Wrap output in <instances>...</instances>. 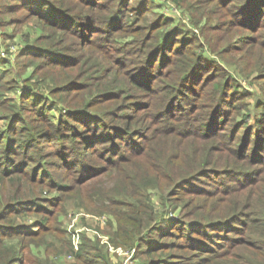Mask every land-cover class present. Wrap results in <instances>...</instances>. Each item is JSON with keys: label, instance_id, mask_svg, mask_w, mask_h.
<instances>
[{"label": "trees", "instance_id": "16d2710c", "mask_svg": "<svg viewBox=\"0 0 264 264\" xmlns=\"http://www.w3.org/2000/svg\"><path fill=\"white\" fill-rule=\"evenodd\" d=\"M172 1L191 15L196 32L178 26L168 32L174 19L157 11L158 0H0L2 22L21 25L35 18L44 30L20 53L27 58L21 69L34 67L24 82L1 68L0 59V91L7 79L21 89L19 98L0 93V119L10 121L8 131L0 130V183H16L14 193L0 199V220L45 215L32 222L35 230L19 231L24 225L0 221V264L31 263L24 243L5 238L46 230L52 212L43 193L73 189L74 196L96 199L114 214L115 244L134 249L139 264H264V109L252 124L247 114L235 122L243 91L205 54L214 47L213 30L238 29L235 42L254 44L264 25V0ZM260 68L256 78L264 79V64ZM47 80L54 85L49 88ZM159 86L167 101L149 113L140 97H152V108ZM180 92L186 101L202 92L203 101L199 97L201 102L185 110L197 117L176 115ZM53 108L65 112L56 116ZM69 142L80 144L76 165ZM107 145V157L95 161L99 169L75 184L56 181L55 170L48 168L42 178L28 174L30 163L15 158L29 146L42 149V159L55 156L56 166L76 170L87 164L85 156L95 159ZM138 159H146L145 168L139 167L145 172L125 174L107 190L100 177ZM23 178L39 184L40 192L23 189ZM151 187L160 193L159 202L151 199ZM179 207L182 214L175 216ZM90 248L81 243L72 252L83 264H104L102 250Z\"/></svg>", "mask_w": 264, "mask_h": 264}, {"label": "rangeland", "instance_id": "374dc122", "mask_svg": "<svg viewBox=\"0 0 264 264\" xmlns=\"http://www.w3.org/2000/svg\"><path fill=\"white\" fill-rule=\"evenodd\" d=\"M158 2L160 6L157 8V11L174 19L170 27H167L168 32L172 31L176 26H178L181 30L183 29L188 32L190 31L191 33L197 31L191 15H189L186 10H180L178 7H176L172 0H158ZM211 6H214V10H218L220 9L221 5L213 3ZM150 17L155 18V15H151ZM2 19L3 18L0 15V59L3 60L1 63V68L3 65V68L8 69L7 71H9L11 75H15V77L18 79L21 78L24 82L25 77H27V79L30 77L28 75H30L31 70L34 67H28L26 70L21 69L22 63L25 62L27 58L20 57V53L22 52L26 42L33 41L36 36L39 33H43L44 30H42L41 25L35 18L21 25H11L9 22L5 24L2 22ZM234 29L235 28H223L217 31L213 30L214 47H211L212 50H208L205 52V54L210 57V59L218 60V62L226 70H228L229 74L234 77L240 87V90L243 91L242 98L236 100L237 105L243 107V109L241 110L240 107L235 108V122H238L243 115L247 114V120L252 124L254 122L253 118L260 114L261 109H264V79L256 78V76L261 73L260 67L264 64V25L260 28H257L255 36V38L257 37V40L251 45H240L238 42H235L241 32L238 33V29ZM176 31L179 32V30ZM248 32H250V30H247V33ZM209 35H212L211 32H209ZM129 39H131V37L124 38L123 41H127ZM201 39L204 40V37ZM174 40L180 39L177 38ZM129 48L134 49L131 46H129ZM226 49L231 50L227 53H224L223 50ZM131 54L128 55L130 56ZM160 60H162L161 57L158 58V61L156 60L154 64L155 70L153 71L156 72L157 65L162 62ZM229 74H227V76ZM7 81L8 82L3 84L4 90H1L2 92L0 91V93H4L5 97L17 96L19 98L21 89H19V86L17 87L18 81L15 87L12 86V81H9L8 79ZM47 83L50 84L49 88L54 85L48 80ZM47 83L40 84V88L46 92H48L49 89ZM11 86L13 87L12 90ZM158 88L161 87L159 86ZM179 91L183 90L179 89ZM154 95L156 96V99L152 108L150 107L153 99L152 97L150 99H148L146 96L140 97L142 104L147 101L145 108L149 110V113L160 110L164 102L167 101L165 89L161 88L158 94L155 93ZM199 97H201V101H203L204 98L202 92H199L198 95L194 94L192 97L189 96V99H187L188 101H186V98H184V95L182 92H180L179 98L175 99V106L177 107L176 115L187 118L197 117L199 113L189 114V116H187V111L185 110L189 109V107L194 102H201ZM184 106H186L185 109L183 108ZM59 107L63 108V105L59 104ZM49 111L50 107L47 108L48 113ZM53 112L56 116H61L65 111H62L61 109V112H59L57 108H53ZM142 113L143 111L141 112L140 117H143ZM63 118L72 123H77V119L74 117ZM67 125L68 124H66V126ZM185 125L186 126L184 129H187L189 126L186 123ZM9 128L10 121H8L7 118H1L0 130L6 132L9 130ZM230 130V127L227 128V131ZM243 133L244 131L239 132V140L242 138ZM231 141L237 142V137ZM68 145L70 149L67 150L70 154L71 161L73 165H76L80 156L78 153L80 151V144H70L69 142ZM38 146L44 147L42 140L39 141ZM107 146L108 148L104 151H98L97 157L95 159L93 158L92 160H88L89 155L85 156L87 159V164L84 163V165L77 168L76 170L56 166L55 164L57 162V158L55 156H48L47 158L42 159L44 156V151L40 149L37 152L29 146L24 150L18 149V154L15 156V158L17 159L18 163L20 160L30 163V166L27 167L28 174L33 175V173H35V176L42 178L44 175L40 176L42 173L41 171L44 173V169L48 168L50 170H55L56 181L67 184H75L76 179H85L89 176L88 174L99 169L100 165L96 164L95 161L98 163L104 161L110 148V145ZM159 146L160 145L154 147L159 148ZM252 150H254V147H252ZM43 160H46V162H43ZM223 164L224 162H221V165ZM141 166L145 168L146 159L132 160L130 163L125 162L119 167L108 169L106 171L107 174L100 177V179L105 177V185L107 186L106 188H108L107 190L111 191L114 190L113 186L116 184V182L119 183L125 178V174L129 173L131 176H133L135 173L138 174L139 172H145L144 168H139ZM81 170L87 171V175L81 173ZM22 182L24 184L23 189H27L28 192H40L39 184H36L30 180H26V178H23ZM12 184L13 185H11L10 182L0 183V199H2L3 196L11 194L13 191H15L16 183L13 182ZM99 184L101 185L102 181L96 183L95 186H98ZM58 193L59 192L56 190H50L46 193H43V196L50 199V202L48 205H46V207H48L50 212H52L45 223L48 230L40 229V233L38 235L29 236H23L22 233L18 234L13 232L14 234L12 237L5 238L11 240L12 243L17 246L20 243L25 244V251L31 260L30 264H34L36 259H38L36 264H39L40 261L42 264H83V262L78 260L72 252V249H79L81 243H84L86 250H90L91 246H96L97 249H101L105 256L103 260L104 264L140 263L137 262L138 260L136 257V251L134 249L125 248L123 245L115 244L117 240L115 235L117 230L116 218L114 214L105 208L100 201L96 202V199L91 200L87 197H84L83 195L80 197L74 196L75 189L66 194ZM149 193L151 199H153V202H159L161 195L155 188L151 187ZM56 194L60 195V199L55 198ZM55 203L58 204L54 206L53 204ZM180 210L181 207L175 211L174 215H180L182 212ZM27 215L28 216L21 215L19 218H14V216H11V219H3L0 221H13L16 222L15 224L24 225L23 227L19 228V231L30 230V228L35 230L37 227L32 226V222L40 219V217H45V215L31 212Z\"/></svg>", "mask_w": 264, "mask_h": 264}]
</instances>
